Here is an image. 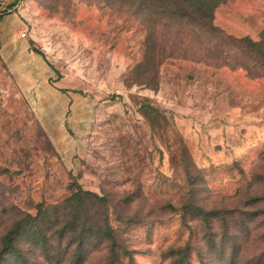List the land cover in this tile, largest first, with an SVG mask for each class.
I'll use <instances>...</instances> for the list:
<instances>
[{
  "label": "rangeland",
  "instance_id": "rangeland-1",
  "mask_svg": "<svg viewBox=\"0 0 264 264\" xmlns=\"http://www.w3.org/2000/svg\"><path fill=\"white\" fill-rule=\"evenodd\" d=\"M184 6L20 0L0 16V247L25 214L45 236L0 264H264V49L235 42L260 39L264 0L215 7L232 40ZM73 184L104 201L75 204Z\"/></svg>",
  "mask_w": 264,
  "mask_h": 264
},
{
  "label": "trees",
  "instance_id": "trees-1",
  "mask_svg": "<svg viewBox=\"0 0 264 264\" xmlns=\"http://www.w3.org/2000/svg\"><path fill=\"white\" fill-rule=\"evenodd\" d=\"M146 0H140V2H144ZM162 2H166V1H173L175 3H181L183 5H185L184 7H186L187 9H189L191 11V13H189V15L187 14V12L185 10L181 11L180 15L183 17H191V14H193V19L195 22H198L199 24H201V27L207 31H209L211 34H216L218 35L220 38H224V39H229L232 40L230 37L224 36L216 27H214L212 25V18H213V10L215 9L216 6H218L220 3L224 2L225 0H160ZM15 4V2H14ZM13 4V5H14ZM8 13L7 11H4L0 14L4 15ZM239 44H241L242 46L245 47H249L253 50H260V49H264V32L261 33V37L258 41H252L251 39H249L248 37H243L238 39L237 41H235ZM33 51L37 54L43 55V53L41 51H39L38 49H33ZM263 54H264V50H263ZM72 186H74V190L72 192V194L70 195L69 199L74 202L75 204H78L80 202H83L84 200H97V201H104L103 197H99L97 194L87 191V190H83L80 186L73 184ZM38 208H41V205H38ZM196 211L200 212L198 214H200L201 219L205 222V223H209L208 220H210L209 218L214 214V211H204L203 209L196 207ZM32 221H34V217L29 215V214H25L21 217H19L13 224L12 226L6 231V233L3 236L2 239V244L0 247V261L3 260L5 258V256L7 255H20V248L17 245V241L18 239L28 233L31 232L32 228H36V224L33 223ZM33 233V232H32ZM63 233L64 231H59L58 232V237H63ZM102 233L104 234L105 237L107 238H113V235L111 233L110 227L108 225H105L103 227ZM34 234H39L41 240L45 239L44 234L38 230V226L34 231ZM65 234V233H64ZM80 237L83 236L82 233H80L79 235ZM186 249L185 247L182 249H179L178 252H182V250ZM112 250V248H111ZM126 254H129L126 251ZM81 255L80 252L77 253V258H79V256ZM113 255V251H111L110 256ZM24 264H27V260L23 261ZM108 264H112V261H109ZM183 264V261H182Z\"/></svg>",
  "mask_w": 264,
  "mask_h": 264
},
{
  "label": "built area",
  "instance_id": "built-area-1",
  "mask_svg": "<svg viewBox=\"0 0 264 264\" xmlns=\"http://www.w3.org/2000/svg\"><path fill=\"white\" fill-rule=\"evenodd\" d=\"M19 2L20 0H0V14L4 11H7V12L14 11L16 7L18 6Z\"/></svg>",
  "mask_w": 264,
  "mask_h": 264
}]
</instances>
